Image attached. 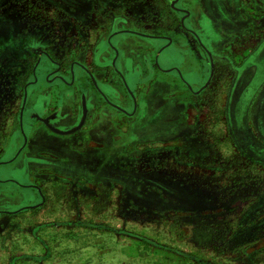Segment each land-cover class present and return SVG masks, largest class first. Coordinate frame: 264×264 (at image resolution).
I'll use <instances>...</instances> for the list:
<instances>
[{
	"label": "rangeland",
	"instance_id": "obj_1",
	"mask_svg": "<svg viewBox=\"0 0 264 264\" xmlns=\"http://www.w3.org/2000/svg\"><path fill=\"white\" fill-rule=\"evenodd\" d=\"M134 1L136 19L168 17L165 3ZM125 9L113 0H0V164L23 141L21 93L35 55L46 51L64 71L80 63L112 83V70L92 63L94 46L109 35V14ZM261 34L256 51H242L254 41L239 42L213 52V65L188 50L192 84L153 74V109L165 94L171 117L184 114L178 134L102 117L112 140L96 153L78 138L94 133V110L109 109L91 88L87 129L48 138L33 129L42 147H22L33 156L27 178L0 182V264H264V22ZM114 82L109 90L124 96ZM146 87L132 86L137 95Z\"/></svg>",
	"mask_w": 264,
	"mask_h": 264
},
{
	"label": "flooded vegetation",
	"instance_id": "obj_2",
	"mask_svg": "<svg viewBox=\"0 0 264 264\" xmlns=\"http://www.w3.org/2000/svg\"><path fill=\"white\" fill-rule=\"evenodd\" d=\"M147 1L142 3H148ZM150 1L167 4L166 15L168 17L164 18L160 13H156L155 19L150 22L147 20L149 13H146V16L142 15L139 18L142 21L139 27L137 25L139 19L134 18V14L131 12L132 6L136 2L134 0H113L114 5H124L126 11L121 10L120 15L109 14V35L106 40L101 39L96 42L94 47L97 52L92 58L94 66H101L104 69L109 67L112 70L110 82H122L124 96H131V100H133L131 106L136 104V108L128 109V106L125 105L127 99L115 87L111 91L109 90L111 87L108 85L112 86V83L106 82L103 85V82L91 73V68L88 69L80 63L74 62L67 71H64L63 65L51 59L46 51L39 52L35 55L29 77L22 87L19 126L22 129L21 138L23 141L19 146L14 143L9 147V152L13 155L8 164H0L2 166L0 182L21 186L20 181L27 178L28 166L32 162L33 156L23 153L22 147L25 143L29 144L28 151L31 154L32 151H37L42 147V139L34 140L33 135L29 134L33 129L39 128L44 134L51 133L61 136L62 134L52 131L49 126L60 131L73 129L80 123L84 114L83 109H85L83 123L73 133L81 132L91 116L92 107L88 105L87 92H93V90L99 98L103 99L104 105L109 107L106 110L96 109L93 111L99 113L95 121H103L102 128L104 130L101 133L105 134V147L112 140V131L106 129L107 125L102 119L107 116H125L130 119L128 129H134L139 126L149 128L151 126L148 121L149 116L157 114L158 122H154V124L163 135L166 136L173 132L178 134V129L185 125L183 123L184 114L176 110L171 117L170 102L167 101L168 98L165 97V94L153 109V98L155 99V97L150 91L151 82L154 80L152 79L153 74L156 71L163 72L169 74L174 80L178 79L179 82L192 84L196 79V72L193 67L188 66V50L202 51L210 58L209 65H213V52L237 51L235 47H241L239 42L248 43V40L254 41V44L245 45L242 47V51L252 53L260 46L258 43H260L264 22V0ZM164 20L166 23L162 22ZM182 36L186 40L181 42L180 37ZM153 41H157V43H153ZM146 49H151V55L143 56ZM103 57L105 59L101 63ZM167 69H172L171 72H174V75H171L170 72L165 73ZM211 71L213 73V68ZM82 74L86 76L89 84L80 78ZM209 76H211L210 73ZM49 77H52L51 81H48ZM252 79L253 77L250 81ZM134 84L137 86L144 84L143 87L147 85V89L137 95L132 88ZM89 88L93 90H89ZM250 92H252L251 87L248 88V93ZM138 101H143L141 109L137 105ZM74 102L77 103L74 105L75 108L70 109L69 106ZM136 113L138 115L147 113L146 120L148 122L145 123V120L141 123L135 119L134 121L133 117ZM91 128H93V124ZM88 133L93 135V132ZM88 133L78 137H82L81 143H86L85 140L91 138ZM47 134H45L46 138H48ZM15 136L21 139L20 135ZM62 142L66 143L65 140ZM63 161V163L66 162Z\"/></svg>",
	"mask_w": 264,
	"mask_h": 264
},
{
	"label": "crops",
	"instance_id": "obj_3",
	"mask_svg": "<svg viewBox=\"0 0 264 264\" xmlns=\"http://www.w3.org/2000/svg\"><path fill=\"white\" fill-rule=\"evenodd\" d=\"M153 43H157V41H153ZM150 50L151 49H146V50H144L145 52L143 53V56H145V54H147L148 56L149 55H151V53L152 52H150ZM166 62V61H165ZM143 85L144 84H140V85H138L137 87H143ZM146 116H147V113H145V115H144V113H141L140 115H138V113H136L135 115H134V117H133V120L135 119L136 121H141V123L142 122H144L145 120H146ZM155 118H157L156 120H155ZM134 120V121H135ZM155 120V121H154ZM148 121H149V123L151 124V126H149L150 128L152 127V123H154V122H158V116H157V114H151L150 116H149V119H148ZM147 120L145 121V123L146 122H148ZM103 123V121L102 120H99L98 122L97 121H95V123L93 124V127H94V129H95V131H94V133H93V135L91 134H89L90 135V139L88 140V139H86L85 140V142H87L88 143V145H92V144H94V145H96V148H92L93 150H96V149H100L99 151H102L104 148H105V144H104V142H105V139H104V135H103V133H101L102 132V130H104L103 128H102V124ZM83 129H87L86 127L85 128H83ZM88 129H93V128H91V126H90V128H88ZM73 135H75L74 133H72V136ZM88 135V136H89ZM94 137V138H93ZM73 139H75V138H73ZM37 141V140H36ZM98 141V142H97ZM89 148H91V147H89ZM98 150H96V153H97V151Z\"/></svg>",
	"mask_w": 264,
	"mask_h": 264
},
{
	"label": "water",
	"instance_id": "obj_4",
	"mask_svg": "<svg viewBox=\"0 0 264 264\" xmlns=\"http://www.w3.org/2000/svg\"><path fill=\"white\" fill-rule=\"evenodd\" d=\"M83 108H84V105H83ZM83 110H84V114H83V116H82V118H81V121H80V123L78 124V126H76L75 128L70 129V130H68V131H60V130H57V129L52 128V127H50V126H49V128H50L52 131H54V132H56V133H58V134H62V135H67V134H70V133L75 132L77 129H79V128L81 127V125H82V123H83V120H84V117H85V109H83ZM45 123H46V121H45Z\"/></svg>",
	"mask_w": 264,
	"mask_h": 264
}]
</instances>
